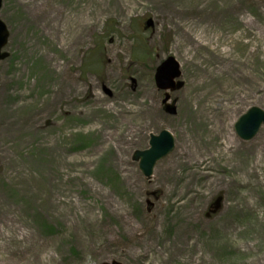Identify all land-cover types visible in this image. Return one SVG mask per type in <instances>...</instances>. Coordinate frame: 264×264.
I'll return each mask as SVG.
<instances>
[{
	"label": "rangeland",
	"instance_id": "rangeland-1",
	"mask_svg": "<svg viewBox=\"0 0 264 264\" xmlns=\"http://www.w3.org/2000/svg\"><path fill=\"white\" fill-rule=\"evenodd\" d=\"M0 18V264H264V127L234 129L264 107V0H2ZM183 30L228 60L185 54ZM162 129L147 178L133 154Z\"/></svg>",
	"mask_w": 264,
	"mask_h": 264
},
{
	"label": "water",
	"instance_id": "water-1",
	"mask_svg": "<svg viewBox=\"0 0 264 264\" xmlns=\"http://www.w3.org/2000/svg\"><path fill=\"white\" fill-rule=\"evenodd\" d=\"M2 0H0V8ZM152 21H147L151 25ZM9 31L6 24L0 18V61L6 59L9 55L4 51L8 43ZM180 75L179 64L169 56L156 68L155 82L158 89L165 90V97L162 102L165 104V110L168 113H174V105L167 103L170 97L169 91L180 89L183 82L178 78ZM264 125V107L253 106L241 115L234 124L235 132L243 140L252 139L261 126ZM148 147L142 150H136L133 159L138 162L139 169L145 177H150L153 173L155 163L166 156L174 147V137L166 129H162L158 134L150 133Z\"/></svg>",
	"mask_w": 264,
	"mask_h": 264
},
{
	"label": "bare ground",
	"instance_id": "bare-ground-1",
	"mask_svg": "<svg viewBox=\"0 0 264 264\" xmlns=\"http://www.w3.org/2000/svg\"><path fill=\"white\" fill-rule=\"evenodd\" d=\"M181 37L182 39L186 40V50L185 54L188 53L190 49L200 50V49H206L210 50L211 53L208 55L209 59H212L215 63H218L220 60L225 63L228 60V53L230 50H223L222 53H219L217 51V37L216 35H209L205 32V30H201L198 32H195L193 30H183L181 31ZM221 54V55H219ZM225 66V65H224ZM223 69H226L224 68ZM40 251V248H36L35 252V259L39 260L38 253Z\"/></svg>",
	"mask_w": 264,
	"mask_h": 264
}]
</instances>
